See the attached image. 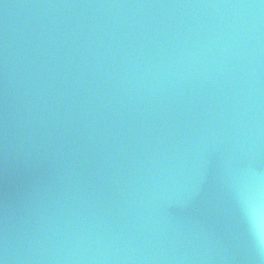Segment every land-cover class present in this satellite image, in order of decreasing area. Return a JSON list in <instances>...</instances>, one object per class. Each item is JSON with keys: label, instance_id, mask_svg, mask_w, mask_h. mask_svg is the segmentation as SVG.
<instances>
[{"label": "water", "instance_id": "1", "mask_svg": "<svg viewBox=\"0 0 264 264\" xmlns=\"http://www.w3.org/2000/svg\"><path fill=\"white\" fill-rule=\"evenodd\" d=\"M264 0H0V264H264Z\"/></svg>", "mask_w": 264, "mask_h": 264}, {"label": "clouds", "instance_id": "2", "mask_svg": "<svg viewBox=\"0 0 264 264\" xmlns=\"http://www.w3.org/2000/svg\"><path fill=\"white\" fill-rule=\"evenodd\" d=\"M239 203L256 251L264 259V185L258 179L244 185Z\"/></svg>", "mask_w": 264, "mask_h": 264}]
</instances>
